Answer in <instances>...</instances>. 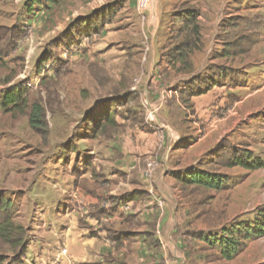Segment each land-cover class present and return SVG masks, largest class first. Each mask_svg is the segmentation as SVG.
Instances as JSON below:
<instances>
[{
  "label": "crops",
  "instance_id": "0c3cea01",
  "mask_svg": "<svg viewBox=\"0 0 264 264\" xmlns=\"http://www.w3.org/2000/svg\"><path fill=\"white\" fill-rule=\"evenodd\" d=\"M187 7L198 11L199 41L182 58L167 49ZM40 9L61 16L45 46L87 64L91 92L68 94L61 81L56 101L45 90L44 110L65 113L32 163L16 152L18 137L0 134V214L30 233L20 255L0 242V264H210L209 227L178 175L223 139L255 138L250 125L264 133V0H45ZM62 95L83 113L69 118ZM100 105L108 114L94 119Z\"/></svg>",
  "mask_w": 264,
  "mask_h": 264
},
{
  "label": "rangeland",
  "instance_id": "374dc122",
  "mask_svg": "<svg viewBox=\"0 0 264 264\" xmlns=\"http://www.w3.org/2000/svg\"><path fill=\"white\" fill-rule=\"evenodd\" d=\"M25 6V0H0V89L14 86L27 88L30 100L37 99L42 107V94H45V90L52 92L48 89L52 87L51 94L56 99L61 81H64V90H72L68 94L73 93L74 87L77 86L79 93L86 94L82 98L88 97L91 92L89 88L91 80L87 64L81 62V59L77 60L81 63H75L73 55L64 52L62 54L59 52L62 64H55L59 60L56 43L54 46H45V43L52 38L54 40L58 38L57 34L60 31L58 23L61 16L57 13L48 16L43 9L28 11ZM101 37V35L98 36L96 40ZM82 55L86 54L82 53ZM47 61H52L55 65L47 66ZM55 68L60 76L55 77L54 71L51 72ZM97 75L99 78V74ZM75 76L77 79H74ZM99 80L103 81V79ZM97 97L100 99L106 96L93 95L90 99ZM62 98L69 118H77L83 113L82 108L80 112L70 110L80 107L72 95L67 98L62 95ZM50 101L53 103L52 98ZM93 111H98L99 118H103V108L97 106ZM75 112L76 116H74ZM90 112L84 118L89 117ZM64 113V110L60 112L44 110L45 125L39 132L30 127L28 111L24 115H11L0 111V134L5 137L11 132L14 137H18L16 152L32 163L41 153L42 148L47 145V136L50 131L59 129L54 122L63 118ZM93 118L96 119V116ZM48 121L52 126L48 124ZM86 124L88 119L83 120L82 125V134L85 135L90 131V127ZM248 127L255 138L250 136L246 138L247 140L242 139V142L225 139L216 158L211 155L212 152L202 164L203 169L225 175L228 184L224 190L220 191L193 190V203L189 209L193 211L194 216H202L199 218L202 220V225L209 227L207 234L204 233L207 236L220 232L222 227H228L237 220L250 222L258 213H264V167L246 170L239 165H228L233 157L236 160H244L245 153L253 159L258 157L264 162V133L261 134L258 131L254 133L253 126ZM197 226L198 222H195V227ZM25 233L29 238L30 233L27 229ZM203 261L210 264H264V237L246 241L242 252L230 261L223 260L217 248L210 249L207 260L204 254Z\"/></svg>",
  "mask_w": 264,
  "mask_h": 264
},
{
  "label": "trees",
  "instance_id": "16d2710c",
  "mask_svg": "<svg viewBox=\"0 0 264 264\" xmlns=\"http://www.w3.org/2000/svg\"><path fill=\"white\" fill-rule=\"evenodd\" d=\"M43 2L45 0H25V7H27L28 11H32L33 5ZM197 17L198 11L190 7L184 8L174 14L173 32L167 52H176V54L183 58V56H186L187 53L197 46L199 41ZM76 23L78 22L75 20L71 25L73 26ZM99 107L104 109L103 117L107 116L108 106ZM0 110L11 115H24L28 111V123L36 131L40 132L42 126L45 125L43 107L37 99L30 100L27 88L14 86L13 88L0 89ZM97 112L92 111L95 116L99 115ZM224 140L219 142L215 152L211 154L215 158L219 153V149L223 147L222 143ZM228 165H239L246 170H256L264 167V162L258 157L253 159L248 153H245L244 160H236L233 157L232 162ZM178 179L193 190L220 191L224 190L228 185L225 175L216 171L203 169L200 164L184 170V172L178 175ZM0 201V208H2L1 206L7 201L2 197H0ZM25 234V228L13 222L10 213L0 214V242L14 249L18 253L17 255H20L24 248ZM261 237H264V213H258L250 222L237 220L228 227H222L220 232L211 236L204 235L203 240L210 249L217 248L223 260L230 261L242 252L246 241Z\"/></svg>",
  "mask_w": 264,
  "mask_h": 264
},
{
  "label": "built area",
  "instance_id": "2783aa9c",
  "mask_svg": "<svg viewBox=\"0 0 264 264\" xmlns=\"http://www.w3.org/2000/svg\"><path fill=\"white\" fill-rule=\"evenodd\" d=\"M133 89H135V87H133ZM153 166H154V164L152 162H149L147 164V166H146L147 167L146 176H149L150 175V171L152 170Z\"/></svg>",
  "mask_w": 264,
  "mask_h": 264
}]
</instances>
